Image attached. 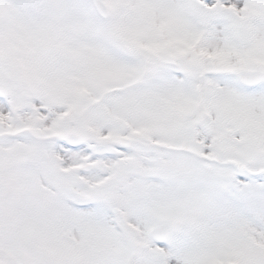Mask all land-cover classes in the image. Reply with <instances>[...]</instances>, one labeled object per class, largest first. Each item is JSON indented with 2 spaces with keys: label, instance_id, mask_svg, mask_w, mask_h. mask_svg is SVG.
Returning <instances> with one entry per match:
<instances>
[{
  "label": "snow or ice",
  "instance_id": "obj_1",
  "mask_svg": "<svg viewBox=\"0 0 264 264\" xmlns=\"http://www.w3.org/2000/svg\"><path fill=\"white\" fill-rule=\"evenodd\" d=\"M0 264H264V0H0Z\"/></svg>",
  "mask_w": 264,
  "mask_h": 264
}]
</instances>
